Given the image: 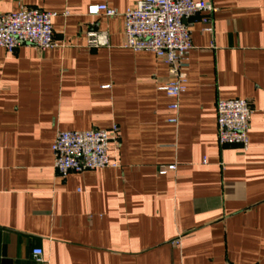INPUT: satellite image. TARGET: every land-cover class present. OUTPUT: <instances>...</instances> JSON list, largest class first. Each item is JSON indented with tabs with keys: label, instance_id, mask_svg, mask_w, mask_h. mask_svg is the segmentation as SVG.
Returning a JSON list of instances; mask_svg holds the SVG:
<instances>
[{
	"label": "crops",
	"instance_id": "crops-1",
	"mask_svg": "<svg viewBox=\"0 0 264 264\" xmlns=\"http://www.w3.org/2000/svg\"><path fill=\"white\" fill-rule=\"evenodd\" d=\"M138 1L0 0L56 14L54 47H0V264H264V0H200L213 30L188 19L177 112L168 65L124 47L121 14L88 13ZM92 27L108 46H87ZM233 98L253 108L247 149L218 141L217 101ZM113 125L112 166L57 173V131Z\"/></svg>",
	"mask_w": 264,
	"mask_h": 264
},
{
	"label": "built area",
	"instance_id": "built-area-1",
	"mask_svg": "<svg viewBox=\"0 0 264 264\" xmlns=\"http://www.w3.org/2000/svg\"><path fill=\"white\" fill-rule=\"evenodd\" d=\"M216 7L200 0H139L134 7L123 13L105 3L88 8L92 16L107 18L122 15L124 47L137 51H150L163 60L169 69V80L163 90L172 99L170 108L179 109V99L188 82V54L192 48L190 19L205 13L204 30L212 31L210 15ZM56 14L41 8L21 6L16 11L0 13V47L9 52L23 45H32L41 50L54 47L52 20ZM109 33L92 27L87 31V46L100 48L109 45ZM218 141L221 145H240L247 149L253 108L247 99H218ZM170 122L177 123L178 117ZM119 128H93L88 130H59L52 145L54 167L61 176L112 166L109 159L111 142L116 139ZM175 165L160 168L165 174ZM36 262L44 261L42 248L32 250Z\"/></svg>",
	"mask_w": 264,
	"mask_h": 264
}]
</instances>
